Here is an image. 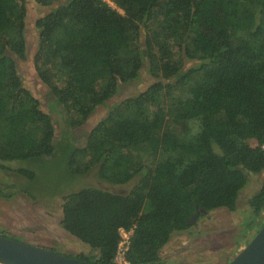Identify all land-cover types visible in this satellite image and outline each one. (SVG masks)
<instances>
[{
  "label": "trees",
  "instance_id": "16d2710c",
  "mask_svg": "<svg viewBox=\"0 0 264 264\" xmlns=\"http://www.w3.org/2000/svg\"><path fill=\"white\" fill-rule=\"evenodd\" d=\"M110 1L114 8L102 0H0V162L55 151L52 116L18 71L28 59L33 3L49 8L33 22L34 71L66 111L67 127L107 108L72 150L68 170L94 171L113 186L135 182L127 194L91 187L66 195L60 225L96 253L79 260L115 264L124 230L128 264H161L173 234L199 214L233 211L247 175L264 172V0ZM147 76L153 81L142 91L113 99L120 85ZM248 205L264 213V177Z\"/></svg>",
  "mask_w": 264,
  "mask_h": 264
},
{
  "label": "rangeland",
  "instance_id": "374dc122",
  "mask_svg": "<svg viewBox=\"0 0 264 264\" xmlns=\"http://www.w3.org/2000/svg\"><path fill=\"white\" fill-rule=\"evenodd\" d=\"M161 2L165 0H160ZM110 6L114 4L109 0ZM115 7V6H114ZM113 7V8H114ZM26 39L28 59L18 63V71L26 89L40 102L43 111L49 112L55 125V151L50 158L28 161L0 162V236L30 244L69 258L86 257L94 260L96 253L63 230L60 225L62 199L84 188H100L113 193L127 194L134 181L126 185H108L97 179L95 172L74 175L67 163L72 150L83 145L90 129L107 113L99 109L77 128H68L66 111L54 102L46 86L38 80L34 71L33 54L36 52L37 32L34 19L46 14L48 7L28 5ZM155 21L148 24V34L157 30ZM153 79L147 76L141 81L119 86L121 100L142 91ZM184 98L182 92L177 93ZM112 99V100H113ZM113 101L107 102L109 107ZM168 103V102H167ZM256 146L255 140H250ZM18 169L31 170L34 180L18 175ZM264 172L248 174L247 183L240 191L233 211L217 209L199 214L190 227L171 236L160 250L161 264H227L252 239L264 220V213L254 215L249 199L262 184Z\"/></svg>",
  "mask_w": 264,
  "mask_h": 264
},
{
  "label": "water",
  "instance_id": "95a60500",
  "mask_svg": "<svg viewBox=\"0 0 264 264\" xmlns=\"http://www.w3.org/2000/svg\"><path fill=\"white\" fill-rule=\"evenodd\" d=\"M1 264H95L69 258L0 236ZM227 264H264V222L246 246Z\"/></svg>",
  "mask_w": 264,
  "mask_h": 264
},
{
  "label": "built area",
  "instance_id": "2783aa9c",
  "mask_svg": "<svg viewBox=\"0 0 264 264\" xmlns=\"http://www.w3.org/2000/svg\"><path fill=\"white\" fill-rule=\"evenodd\" d=\"M102 1L106 2L110 6L109 0H102ZM130 233L131 232H126L124 230L120 231L121 241L118 245V248H117V251L114 257L115 264H128L125 260V254L128 250V242H129Z\"/></svg>",
  "mask_w": 264,
  "mask_h": 264
}]
</instances>
